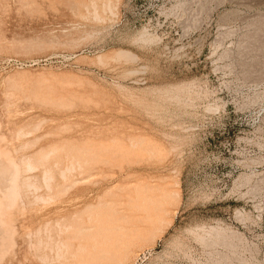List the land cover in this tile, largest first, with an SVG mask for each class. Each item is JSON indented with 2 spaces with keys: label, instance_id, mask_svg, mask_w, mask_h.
Returning <instances> with one entry per match:
<instances>
[{
  "label": "rangeland",
  "instance_id": "obj_1",
  "mask_svg": "<svg viewBox=\"0 0 264 264\" xmlns=\"http://www.w3.org/2000/svg\"><path fill=\"white\" fill-rule=\"evenodd\" d=\"M0 157V264H264V0H0Z\"/></svg>",
  "mask_w": 264,
  "mask_h": 264
},
{
  "label": "bare ground",
  "instance_id": "obj_2",
  "mask_svg": "<svg viewBox=\"0 0 264 264\" xmlns=\"http://www.w3.org/2000/svg\"><path fill=\"white\" fill-rule=\"evenodd\" d=\"M25 2H26V1H25ZM29 2H30V1H29ZM32 3H33V2H32ZM25 6H26V5H25ZM29 6H30V3H29ZM26 7H27V6H26ZM60 23L62 24V22H60ZM65 23H66V22H65ZM65 23H63V24H65ZM68 24H69V23H68ZM74 24H75V23H74ZM76 25H77V24H76ZM45 26H46V24H45ZM51 26H52V25H51ZM57 26H58V25H57ZM41 27H42V26H41ZM47 27H48V26H47ZM60 27H62V26L60 25ZM75 27H76V26H75ZM35 28H36V27H35ZM63 29H64V28H63ZM68 29H69V28H68ZM77 29H78V28H77ZM33 30H34V29H33ZM65 30L67 31V29H65ZM70 30H71V29H70ZM43 31H44V30H43ZM50 31H51V30H50ZM61 31H62V29H61ZM33 32H34V31H33ZM53 32H55V31H53ZM53 32H52V33H53ZM63 32H64V31H63ZM30 33H31V32H30ZM35 33H36V32H35ZM37 33H38V32H37ZM39 33H41V32H39ZM49 33H50V32H49ZM33 34H34V33H33ZM34 35H35V34H34ZM34 35H31V36L33 37ZM36 35H37V34H36ZM38 35H39V34H38ZM53 37H55V36H53ZM56 37H57V36H56ZM57 38H58V37H57ZM53 39H54V38H53ZM171 93H172V92H171ZM50 152H51V151H50ZM47 154H48V153H47ZM0 158H1V157H0ZM8 163H9V162H8ZM2 164H3V163H2ZM27 165H28V164H27ZM5 167H6V166H5ZM5 167H4V168H5ZM27 167H28V166H27ZM28 169H29V168H28ZM1 170H2V169H1ZM6 170L8 171V169H6ZM12 170H13V167H12ZM25 170H26V169H25ZM4 171H5V170H4ZM29 171H30V170H29ZM1 172H2V171H1ZM10 172L12 173L11 170H10ZM7 173H8V172H7ZM0 174H1V173H0ZM4 175H5V174H4ZM6 175H7V174H6ZM6 175H5V176H6ZM2 176H3V175H2ZM13 176H14V175H13ZM0 178H1V177H0ZM1 179H2V178H1ZM8 179H9V177H7V180H8ZM7 180H5L6 183H8L10 179L8 180V182H7ZM45 180H46V179H45ZM12 182H13V181H12ZM46 182H47V181H46ZM48 182H50V181H48ZM1 183H2V182H1ZM1 183H0V184H1ZM6 183H3V188H4L3 190H7L6 187H7V188L9 187V186H6ZM4 185H5V187H4ZM7 185H10V182H9ZM0 186H2V184H1ZM11 186H12V184H11ZM11 186H10V192H9V193H11V188H12ZM27 187H28V186H27ZM66 187H67V186H66ZM15 190H16V189H15ZM1 191H2V190H1V188H0V194L2 193V194H1L2 196H3V195H10L9 193L6 194V191H4V193H3V191H2V192H1ZM7 191H8V190H7ZM14 195H15V193H14ZM2 196H1V197H2ZM11 196H12V195H11ZM9 197H10V196H8V198H9ZM8 198H6V199L4 198V199L7 201V200H9ZM39 198H40V197H39ZM10 199H11V197H10ZM3 201H4V200H3ZM10 201H11V200H10ZM4 202H5V201H4ZM4 202H2V199H1L0 203H4ZM7 202H8V201H7ZM19 202H20V201H19ZM14 203H15V202H14ZM100 204H101V203H100ZM4 205H6V204H4ZM4 205H3V206L1 205L2 208L4 207L3 210L6 209ZM14 205H15V204H14ZM12 206H13V205H12ZM2 208H1V210H2ZM1 210H0V212H1ZM3 215H4V213H3ZM3 215L1 214V216H3ZM1 216H0V217H1ZM3 217H4V216H3ZM1 218H2V217H1ZM1 224H2V223H1ZM0 227H1V226H0ZM64 228H65V227H64ZM66 228H67V227H66ZM3 230H4V228H3ZM7 230H8V229H7ZM3 233H4V231H3ZM216 234H217V233H216ZM5 235H6V234H5ZM9 242H10V241H9ZM1 244H2V243H1ZM7 246H8V245H7ZM0 247H1V246H0ZM0 252H1V251H0ZM55 256H56V255H55Z\"/></svg>",
  "mask_w": 264,
  "mask_h": 264
},
{
  "label": "built area",
  "instance_id": "obj_3",
  "mask_svg": "<svg viewBox=\"0 0 264 264\" xmlns=\"http://www.w3.org/2000/svg\"><path fill=\"white\" fill-rule=\"evenodd\" d=\"M17 64L22 66V65H25V62L18 61Z\"/></svg>",
  "mask_w": 264,
  "mask_h": 264
}]
</instances>
